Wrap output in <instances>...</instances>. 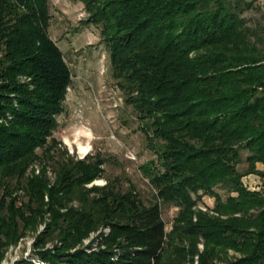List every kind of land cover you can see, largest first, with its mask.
<instances>
[{
	"label": "trees",
	"instance_id": "obj_1",
	"mask_svg": "<svg viewBox=\"0 0 264 264\" xmlns=\"http://www.w3.org/2000/svg\"><path fill=\"white\" fill-rule=\"evenodd\" d=\"M71 1L100 26L113 77L155 155L140 167L154 193L144 202L134 187H87L101 158L60 159L51 186L44 169L24 178L37 148L51 157L71 72L47 33L48 0H0V262L42 223L33 245L49 264H191L196 255L197 264H264V192L241 181L264 177L256 167L264 166V46L240 17L252 0ZM203 195L214 198L205 211ZM161 203L178 207L169 232ZM91 232L96 244L78 246Z\"/></svg>",
	"mask_w": 264,
	"mask_h": 264
},
{
	"label": "rangeland",
	"instance_id": "obj_2",
	"mask_svg": "<svg viewBox=\"0 0 264 264\" xmlns=\"http://www.w3.org/2000/svg\"><path fill=\"white\" fill-rule=\"evenodd\" d=\"M250 2L251 0H246ZM252 5L240 13L245 25L252 28L260 37L259 47L264 46V0H252ZM49 37L60 48L64 60L71 72V84L67 89L63 102V111L56 116L58 125L52 132L56 144L49 152L51 157H43V148H37L39 159L34 161L26 170L24 178L39 175L42 169L46 172L48 186L54 184L56 162L67 156L74 161L101 158L102 173L98 178L87 184V187H102L111 182L122 191L134 187L140 198L147 202L154 193L148 180L142 175L140 167L155 155L149 149L147 141L140 130L139 120L135 110L124 101V92L113 77L110 67L108 47L100 36V26L87 24L88 14L81 2L71 0H48ZM254 38H252L253 40ZM1 55V51H0ZM20 80L28 83L29 79L19 76ZM10 119L11 116L8 115ZM82 145V146H81ZM83 147L84 149H80ZM82 150V151H81ZM45 154V153H44ZM246 150L240 151L241 161L237 165L239 171L247 168ZM258 170L264 166L256 164ZM241 181L251 191L264 192V177L249 173ZM12 184L14 181L11 182ZM222 200L230 192L223 184L214 187ZM22 194V189L17 191ZM214 198L203 195L197 203V208L205 211L212 208ZM161 217L166 232L172 229L178 207L174 204L161 203ZM48 216H46V220ZM43 224L36 227V232L28 233L17 243L11 244L0 264H16L23 260L30 264H49L44 262L34 247V239L43 229ZM105 229H103L104 231ZM108 232V229H106ZM98 232H91L83 238L80 247H85ZM93 245L96 244L92 242ZM184 246L186 242L182 243ZM48 243L46 248H51ZM103 247V246H102ZM201 251L203 245L198 244ZM229 257H238V253L228 250ZM198 256H194L191 264H197ZM184 264H190L186 261Z\"/></svg>",
	"mask_w": 264,
	"mask_h": 264
},
{
	"label": "bare ground",
	"instance_id": "obj_3",
	"mask_svg": "<svg viewBox=\"0 0 264 264\" xmlns=\"http://www.w3.org/2000/svg\"><path fill=\"white\" fill-rule=\"evenodd\" d=\"M82 146V145H81ZM80 149H84L83 147H80ZM82 151V150H81Z\"/></svg>",
	"mask_w": 264,
	"mask_h": 264
},
{
	"label": "built area",
	"instance_id": "obj_4",
	"mask_svg": "<svg viewBox=\"0 0 264 264\" xmlns=\"http://www.w3.org/2000/svg\"><path fill=\"white\" fill-rule=\"evenodd\" d=\"M107 231L106 229L104 230V232Z\"/></svg>",
	"mask_w": 264,
	"mask_h": 264
}]
</instances>
